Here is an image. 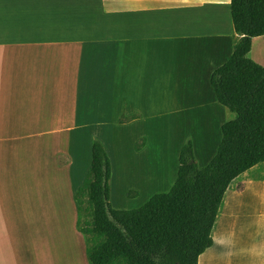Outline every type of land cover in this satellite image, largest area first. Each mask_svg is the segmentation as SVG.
I'll return each instance as SVG.
<instances>
[{"label": "crops", "instance_id": "0c3cea01", "mask_svg": "<svg viewBox=\"0 0 264 264\" xmlns=\"http://www.w3.org/2000/svg\"><path fill=\"white\" fill-rule=\"evenodd\" d=\"M231 3L0 0V264H29L28 246L44 239L50 219L28 211L52 220L63 208L59 139L71 117L89 118L109 152L116 210L169 193L189 138L199 167L209 164L231 117L211 86L241 40ZM248 57L264 66V36Z\"/></svg>", "mask_w": 264, "mask_h": 264}, {"label": "trees", "instance_id": "16d2710c", "mask_svg": "<svg viewBox=\"0 0 264 264\" xmlns=\"http://www.w3.org/2000/svg\"><path fill=\"white\" fill-rule=\"evenodd\" d=\"M230 8L241 40L229 61L212 74L211 86L218 103L236 118L221 127V141L205 168L199 167L189 138L172 190L136 210L114 209L111 158L94 138L91 167L75 196L79 211L84 199L90 208V224L81 228L96 238L87 248L89 264H199L214 245L212 231L225 194L242 175L264 166V66L248 57L252 41L264 36V0H232ZM138 119L133 115L120 122ZM145 144L141 140L137 150Z\"/></svg>", "mask_w": 264, "mask_h": 264}, {"label": "rangeland", "instance_id": "374dc122", "mask_svg": "<svg viewBox=\"0 0 264 264\" xmlns=\"http://www.w3.org/2000/svg\"><path fill=\"white\" fill-rule=\"evenodd\" d=\"M166 102V106L178 103ZM227 112L231 116L228 122L236 118L229 109ZM97 118L112 120L116 116ZM87 122L83 116L71 117L69 126L60 132V183L65 202L63 208L53 212L52 220L51 216L48 218L50 213L41 217V211H28L29 221L47 223L50 219V224L43 229L44 239L34 240L36 245L28 246L29 264H89L87 248L96 238L85 235L81 228L90 224V208L84 199L80 216L78 202L74 205L67 202V199L73 202L71 194L82 187L91 167L94 138L84 126ZM220 135L219 141L221 132ZM79 217H82L80 225ZM35 227L31 229L33 239L40 234L35 233ZM212 238L214 245L200 257L199 264H264V166L255 167L231 185L221 204Z\"/></svg>", "mask_w": 264, "mask_h": 264}]
</instances>
